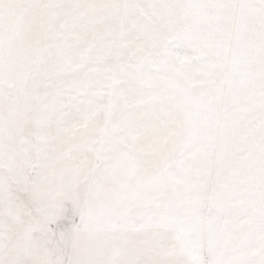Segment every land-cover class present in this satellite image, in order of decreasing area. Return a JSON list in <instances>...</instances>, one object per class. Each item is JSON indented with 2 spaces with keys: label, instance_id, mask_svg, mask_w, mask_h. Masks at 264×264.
Listing matches in <instances>:
<instances>
[{
  "label": "snow or ice",
  "instance_id": "1",
  "mask_svg": "<svg viewBox=\"0 0 264 264\" xmlns=\"http://www.w3.org/2000/svg\"><path fill=\"white\" fill-rule=\"evenodd\" d=\"M0 264H264V0H0Z\"/></svg>",
  "mask_w": 264,
  "mask_h": 264
}]
</instances>
